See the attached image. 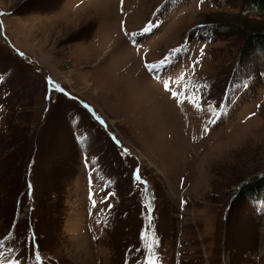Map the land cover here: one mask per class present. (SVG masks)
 I'll use <instances>...</instances> for the list:
<instances>
[{
    "label": "rangeland",
    "instance_id": "rangeland-1",
    "mask_svg": "<svg viewBox=\"0 0 264 264\" xmlns=\"http://www.w3.org/2000/svg\"><path fill=\"white\" fill-rule=\"evenodd\" d=\"M244 3L0 0V260L264 264Z\"/></svg>",
    "mask_w": 264,
    "mask_h": 264
},
{
    "label": "trees",
    "instance_id": "trees-1",
    "mask_svg": "<svg viewBox=\"0 0 264 264\" xmlns=\"http://www.w3.org/2000/svg\"><path fill=\"white\" fill-rule=\"evenodd\" d=\"M244 3V7H246L247 10H249L250 12H254V13H264V0H243ZM262 33H254V34H249L248 38H247V52H245L244 54L246 55H253L258 51L259 54H261L262 52H264V32L261 31ZM261 48V49H260ZM250 50V51H249ZM262 177H264L262 175ZM261 177V181H260V177L258 179H256L255 181L249 183L248 186H245V188H241L242 190H246V194L249 195H258V196H262V198H254L251 197L249 199H261L264 202V181L263 178ZM240 189V190H241ZM239 190V191H240ZM238 191V192H239ZM256 193V194H254Z\"/></svg>",
    "mask_w": 264,
    "mask_h": 264
},
{
    "label": "snow or ice",
    "instance_id": "snow-or-ice-1",
    "mask_svg": "<svg viewBox=\"0 0 264 264\" xmlns=\"http://www.w3.org/2000/svg\"><path fill=\"white\" fill-rule=\"evenodd\" d=\"M149 30H150V29H149L148 27H146V28L144 29L145 32H147V31H149ZM176 51H179V50H178V49H177V50H173V52H176ZM165 60H168V57H166ZM165 60H161V61L159 62V64H160L161 66H164V64H165ZM147 67L149 68V70H152V69L155 68L156 66H155V65H148ZM164 87H165V89L167 90V89H168V84H165ZM172 95H173V97H176V96H177V93L173 92ZM177 102H178V103H181L182 101H179V100H178ZM189 102H191V103H193L195 106L199 107V105H198V103H197L195 97H190V98H189ZM210 107H211V106H210ZM137 179H139V177H137ZM149 219H150V218H149ZM150 226H151V225H150ZM142 238H143V236H142ZM156 243H157V241L155 240V238H153L152 242H150V243L147 245L148 249L151 250V249L154 247V245H155ZM0 264H5V261H4V260H0ZM7 264H20V261H19V260L9 259V260H7ZM148 264H155V260H154L153 258H149Z\"/></svg>",
    "mask_w": 264,
    "mask_h": 264
}]
</instances>
